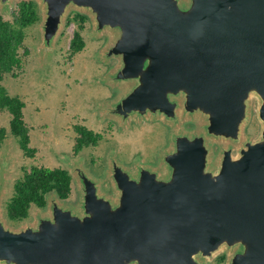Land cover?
Listing matches in <instances>:
<instances>
[{"label":"water","instance_id":"1","mask_svg":"<svg viewBox=\"0 0 264 264\" xmlns=\"http://www.w3.org/2000/svg\"><path fill=\"white\" fill-rule=\"evenodd\" d=\"M40 2L46 50L72 10L90 14L93 30H118L104 52L118 61L111 77L130 81L104 117L159 116L175 127L162 171L113 163L115 196L79 168L78 208L51 194L18 229L6 225L0 194V264H209L219 253L227 264H264V0ZM252 96L262 132L246 140ZM192 113L202 128L188 134L178 122Z\"/></svg>","mask_w":264,"mask_h":264},{"label":"rangeland","instance_id":"2","mask_svg":"<svg viewBox=\"0 0 264 264\" xmlns=\"http://www.w3.org/2000/svg\"><path fill=\"white\" fill-rule=\"evenodd\" d=\"M18 1L12 0L6 9L0 8L7 18H11ZM35 1L38 3L40 20L26 28L25 44L29 52L24 69L18 75L6 74L2 81L11 95L19 96L25 102L24 115L30 128V144L37 150L34 157L25 156L18 138L10 132L9 112L0 113V127L7 129V136L0 149L1 212L6 225L18 229L34 223L36 214L47 208L33 206L28 219L22 222L8 219L6 204L14 193L16 181L23 176L24 169L29 170L35 165L67 169L72 175V192L69 198L58 199L62 204L78 208L81 186L74 176V170L80 168L99 182L101 192L115 196L114 185L107 176V172L113 169V163L132 172L142 165L162 171L161 156L172 145L171 137L175 127L159 116L152 119L133 116L121 123L110 116L104 117L101 111L126 90L130 81L111 77V69L118 61L104 52L118 35V30L110 27L93 30L94 20L90 14L72 10L65 16L64 26L54 48L46 50L41 46L44 8L40 0ZM179 3L184 7L189 0H179ZM77 14L87 17L82 31L86 45L83 50L72 53L70 43L79 27L78 19L75 20ZM254 98L258 105L257 98L251 97ZM201 119V114L192 113L181 117L178 124L182 131L189 134L202 128ZM77 126H85L98 133L101 136L99 143L76 152V140L79 137ZM261 129L258 115H254L248 108L247 117L241 124L244 139H258ZM218 145L217 141L210 143L211 169L218 167V153L221 149V145ZM216 147H219V151ZM221 255L226 257L224 262ZM227 257V253L216 254L209 264H227Z\"/></svg>","mask_w":264,"mask_h":264},{"label":"trees","instance_id":"3","mask_svg":"<svg viewBox=\"0 0 264 264\" xmlns=\"http://www.w3.org/2000/svg\"><path fill=\"white\" fill-rule=\"evenodd\" d=\"M78 19V20H77ZM87 17L77 14L75 20L78 29L70 43L72 53L84 49V22ZM40 20L38 3L35 0H20L16 4L11 18H7L0 10V113L10 114L9 129L15 135L20 147L27 157H34L37 150L31 146L30 128L25 120V102L19 96L11 95L2 84L6 74L18 75L23 71L25 58L29 48L25 44L26 28ZM69 23L71 20L68 21ZM79 137L76 140L75 151L84 147L97 145L101 136L85 126H77ZM7 136V129L0 127V149ZM72 175L63 167L32 166L24 169L23 176L16 181L14 193L6 204V215L13 222H22L30 216L34 206L44 209L48 196L56 194L60 199H67L72 192Z\"/></svg>","mask_w":264,"mask_h":264},{"label":"flooded vegetation","instance_id":"4","mask_svg":"<svg viewBox=\"0 0 264 264\" xmlns=\"http://www.w3.org/2000/svg\"><path fill=\"white\" fill-rule=\"evenodd\" d=\"M257 107H258V105H257V102H256L255 98H254V100L251 99V101L249 102V109H250V111L252 110L254 115H257ZM252 135L255 136V134H252ZM255 137H257V136H255ZM216 149H217V151H219V147H216ZM233 154L234 155L237 154V150L236 149L233 150ZM215 170H216V173H218L219 167H217V169H215ZM225 258L226 257L224 255H221V259L223 260V262L225 261ZM222 264H224V263H222Z\"/></svg>","mask_w":264,"mask_h":264}]
</instances>
